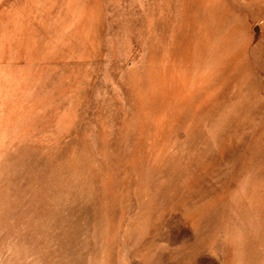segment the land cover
<instances>
[{"label": "rangeland", "instance_id": "374dc122", "mask_svg": "<svg viewBox=\"0 0 264 264\" xmlns=\"http://www.w3.org/2000/svg\"><path fill=\"white\" fill-rule=\"evenodd\" d=\"M0 264H264V0H0Z\"/></svg>", "mask_w": 264, "mask_h": 264}]
</instances>
